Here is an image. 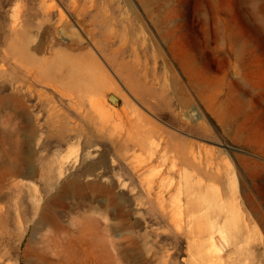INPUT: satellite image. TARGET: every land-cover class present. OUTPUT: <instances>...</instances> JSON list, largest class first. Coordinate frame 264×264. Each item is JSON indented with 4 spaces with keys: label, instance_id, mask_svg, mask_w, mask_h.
<instances>
[{
    "label": "rangeland",
    "instance_id": "obj_1",
    "mask_svg": "<svg viewBox=\"0 0 264 264\" xmlns=\"http://www.w3.org/2000/svg\"><path fill=\"white\" fill-rule=\"evenodd\" d=\"M91 99L146 132L147 150L111 137ZM19 100L36 128L33 172L0 185V264L62 254L46 250L52 229L37 220L71 180L88 199H62L59 239L107 264H264V0H0V124ZM132 154L146 166L138 174ZM100 155L106 166L84 171ZM121 193L126 217H115ZM90 218L98 231H77Z\"/></svg>",
    "mask_w": 264,
    "mask_h": 264
},
{
    "label": "bare ground",
    "instance_id": "obj_2",
    "mask_svg": "<svg viewBox=\"0 0 264 264\" xmlns=\"http://www.w3.org/2000/svg\"><path fill=\"white\" fill-rule=\"evenodd\" d=\"M9 1V0H8ZM21 1V0H20ZM62 1V0H61ZM73 1V0H72ZM80 1V0H79ZM93 1V0H92ZM146 1V0H145ZM13 2V1H12ZM54 2V1H53ZM69 2H71V1H69ZM9 3V2H8ZM61 3V2H60ZM84 3V2H83ZM148 5V4H147ZM54 6H55V4H54ZM61 6V5H60ZM68 7V6H67ZM262 7V6H261ZM19 8V7H18ZM77 8V7H76ZM75 8V9H76ZM54 10V9H53ZM64 10V9H63ZM77 10V9H76ZM92 11V10H91ZM77 12V11H76ZM52 13V12H51ZM17 14V13H16ZM15 14V15H16ZM55 14V13H54ZM60 14V13H59ZM63 14V13H62ZM71 15V14H70ZM84 15H86V14H84ZM17 16V15H16ZM65 16V15H64ZM64 16H63V18H64ZM18 18V17H17ZM66 18V17H65ZM68 19V18H67ZM19 20V19H18ZM45 20H47L46 18H45ZM19 21H21V20H19ZM62 21V20H61ZM66 23H67V21H66ZM58 25V24H57ZM12 26H14V23H13V25ZM20 27V26H19ZM61 27H62V25H61ZM57 29H58V27H57ZM63 29V28H62ZM36 49V48H35ZM39 49V48H38ZM20 50H22V49H20ZM30 52H32V51H30ZM35 52V51H34ZM20 53V52H19ZM24 53V52H23ZM35 54V53H34ZM19 55V54H18ZM28 57V56H27ZM135 66V65H134ZM87 70V69H86ZM144 76V75H143ZM171 77V76H170ZM203 77V76H202ZM35 79V78H34ZM37 79V78H36ZM35 79V80H36ZM179 79V78H178ZM180 83H181V81H179ZM179 82H177L176 81V83H179ZM32 83V82H31ZM39 83V82H38ZM169 83V82H168ZM48 84V83H47ZM46 83H45V85H47ZM190 84V83H189ZM188 84V85H189ZM192 84V83H191ZM167 85H169V84H167ZM167 85H165V86H167ZM182 85V84H181ZM49 86V85H48ZM196 86V85H195ZM203 86V85H202ZM47 87V86H46ZM51 87V86H50ZM164 87V86H163ZM181 87V86H180ZM191 87V86H190ZM169 88V87H168ZM197 88H199V87H197ZM197 88H195L196 90H197ZM204 88V87H203ZM177 89H179V88H177ZM205 89V88H204ZM163 90V89H162ZM168 90V89H167ZM170 90V89H169ZM187 90V89H186ZM195 90V91H196ZM199 90H200V88H199ZM216 90V89H215ZM221 90H222V88H221ZM163 91H165V90H163ZM179 91H180V89H179ZM181 91H182V89H181ZM185 91V90H184ZM187 93H188V91H186ZM197 92V91H196ZM203 92V91H202ZM210 92H211V90H210ZM220 92V91H219ZM222 92H223V90H222ZM163 93V92H162ZM190 93V92H189ZM198 93H199V91H198ZM204 93H205V91H204ZM213 93V92H212ZM64 94V93H63ZM165 94V93H164ZM178 94H180V92L178 93ZM195 94V93H194ZM206 94V93H205ZM34 95V94H33ZM176 95V94H175ZM182 95V94H181ZM186 95H188V94H186ZM190 95V94H189ZM199 95V94H198ZM201 95H203V94H201ZM21 96V95H20ZM52 96V95H51ZM171 96V95H170ZM178 96V95H177ZM184 96V95H183ZM211 97L213 96V95H210ZM209 96V97H210ZM224 96V95H223ZM232 96H233V94H232ZM45 97V96H44ZM53 97V96H52ZM56 97V96H55ZM114 96H112V100L111 99H108L109 100V102L111 103V105H113V104H116L118 101H116L114 98H113ZM169 97V96H168ZM179 97H180V95H179ZM178 97V98H179ZM202 97V96H201ZM220 97H222V95L220 96ZM227 97V96H226ZM5 98V97H4ZM21 98V97H20ZM38 98V97H37ZM94 98V97H93ZM164 98V97H163ZM171 98V97H170ZM169 98V99H170ZM177 98V99H178ZM181 98H183V97H181ZM186 98V97H185ZM194 98V97H193ZM228 98H229V96H228ZM228 98H226L227 100H228ZM17 99V98H16ZM50 99H51V97H50ZM67 99V98H66ZM90 99V98H89ZM88 99V100H89ZM98 100V98H94V100ZM172 99V98H171ZM187 99H188V97H187ZM191 99V98H190ZM196 99V98H195ZM4 100V99H3ZM10 100H11V98H10ZM28 100V99H27ZM38 100H39V98H38ZM57 100V99H56ZM75 100V99H74ZM79 100V99H78ZM92 100V99H91ZM100 100V99H99ZM175 100V99H174ZM173 100V101H174ZM183 100H184V98H183ZM213 100H215V99H213ZM235 100V99H234ZM15 101V100H14ZM45 101H46V99H45ZM68 101H69V99H68ZM182 101V100H181ZM187 101V100H186ZM216 101V100H215ZM35 102H37V100L35 101ZM40 102V101H39ZM47 102V101H46ZM50 102V101H49ZM101 102V101H100ZM102 102H104V100L102 101ZM180 102V101H179ZM189 102V101H188ZM191 102H192V100H191ZM190 102V103H191ZM205 102V101H204ZM207 102H210L211 103V101H209V99H208V101ZM42 103V102H41ZM76 103V102H75ZM181 103V102H180ZM180 103H178V104H180ZM186 103V102H185ZM209 103V104H210ZM236 103V102H235ZM235 103H234V105H235ZM238 103H239V101H238ZM7 104V103H6ZM57 104V103H56ZM70 104V103H69ZM102 104H106V103H99L98 101H96V103H95V101H91V107L90 108H92V111H95L96 112V114L98 115V118H99V121H100V123H101V127L103 128V129H105V130H108V132H109V134L111 135V137H113V138H122V137H128V141H131L132 139H134L133 141H131V142H133V143H131L130 145L131 146H135V147H137V148H139V149H143V151L145 152L146 150H144L145 148H146V145H147V140H149V139H147L149 136L148 135H146V132L144 133V132H142V133H144V136H142L140 133H138V132H140V131H138V130H136V131H133V129L134 128H132V127H130L129 126V128H127V127H123V122H122V120L121 121H118V122H116L115 121V118H114V116H113V114L111 115L110 114V112L108 111V109H105V107L102 105ZM183 104H184V102H183ZM200 104H202V103H200ZM206 104V103H205ZM214 104V103H213ZM218 104V103H217ZM216 103H215V105L216 106H218ZM237 104V103H236ZM14 105V104H13ZM35 105V104H34ZM33 105V106H34ZM107 105H108V101H107ZM181 105V104H180ZM189 104H187V106H188ZM208 105V104H207ZM239 105V104H238ZM237 105V106H238ZM4 106V105H3ZM2 106V107H3ZM32 106V107H33ZM40 106V105H39ZM38 106V107H39ZM51 106H52V104H51ZM78 106V105H77ZM76 106V107H77ZM80 106V105H79ZM78 106V107H79ZM108 106H110V105H108ZM185 106H186V104L183 106L184 108H185ZM190 106H191V104L188 106L189 108H190ZM209 106V105H208ZM223 106V105H222ZM231 106H233V104L231 105ZM110 107H112V106H110ZM177 107V106H176ZM180 107V106H179ZM188 107H186V108H188ZM212 107V106H211ZM214 107V106H213ZM181 108V107H180ZM239 108V107H238ZM3 109V108H2ZM77 109V108H76ZM111 109V108H110ZM183 109V108H182ZM208 109H209V107H208ZM4 110V109H3ZM78 110V109H77ZM133 110H135V109H133ZM206 110V109H205ZM234 110H236L235 109V107H234ZM52 111H54L53 109H52ZM56 111V110H55ZM54 111V112H55ZM179 111V110H178ZM182 111V110H181ZM207 112H208V110H206ZM210 111V110H209ZM221 111V110H220ZM3 112V111H2ZM77 112V111H76ZM91 112V111H90ZM186 112V111H185ZM235 112H237V111H235ZM117 113V111L115 112V114ZM209 113V112H208ZM213 113H215V112H213ZM223 113V112H222ZM226 113V112H225ZM53 113H51V115H52ZM63 114V113H62ZM128 114V113H127ZM134 114V113H133ZM217 114V113H216ZM49 115H50V113H49ZM50 115V116H51ZM59 115H61V114H59ZM66 115V114H65ZM87 115H89V114H87ZM90 115H92V114H90ZM89 115V116H90ZM117 115V117H119V115L118 114H116ZM115 115V116H116ZM130 115V114H129ZM176 115V114H175ZM185 115V114H184ZM207 115V114H206ZM220 115V114H219ZM228 115V114H227ZM136 116H138V115H136ZM182 116V115H181ZM217 116V115H216ZM216 116L214 115V117H215V119H216ZM231 116V115H230ZM229 116V117H230ZM233 116V115H232ZM231 116V117H232ZM58 117V116H57ZM62 117V116H61ZM66 117V116H65ZM75 117V116H74ZM185 117V116H184ZM200 117V116H199ZM217 117H219V116H217ZM221 117V116H220ZM225 117H226V115H225ZM1 118H3L2 119V122H1V124H0V134H1V137H0V144H1V148H0V185H1V183L3 182V181H5V180H7V178H9L10 176H15V175H21V176H24L25 178H30L31 177V175H32V169H33V165H32V155H33V153H31V144H32V141H33V139H35V135H36V128H35V126H34V124H33V118L31 117V115L29 114V111H28V108H27V106H25V104L23 103V101L22 100H19L18 102H17V104L12 108V109H10L8 112H6V113H3V115L1 116ZM95 118V117H94ZM132 118V117H131ZM137 118V117H136ZM186 118V117H185ZM61 119V118H60ZM80 119V118H79ZM230 119V118H229ZM46 120V119H45ZM44 120V121H45ZM82 120V119H81ZM91 120V119H90ZM228 120V119H227ZM64 121V120H63ZM62 121V122H63ZM91 121H93V120H91ZM95 121V120H94ZM52 122V121H51ZM58 122V121H57ZM121 122V123H120ZM134 122V121H133ZM132 122V123H133ZM206 122V121H205ZM226 122H228V121H226ZM125 123V122H124ZM131 123V122H130ZM58 124V123H57ZM59 124H61V123H59ZM94 124V123H93ZM186 124V123H185ZM189 124V123H188ZM191 124V123H190ZM220 124H221V122H220ZM228 124V123H227ZM43 125V124H42ZM128 125V124H127ZM133 125H134V123H133ZM229 125V124H228ZM56 126V125H55ZM54 126V127H55ZM62 126V125H61ZM76 126V125H75ZM74 127V126H73ZM222 127V126H221ZM228 127H230V126H228ZM225 128V127H224ZM223 128V129H224ZM54 129V128H53ZM52 129V130H53ZM100 129V128H99ZM98 129V130H99ZM200 129V128H199ZM226 129V128H225ZM97 130V129H96ZM98 130H97V132H98ZM222 130V129H221ZM100 131V130H99ZM101 131H102V129H101ZM72 132V131H71ZM70 132V133H71ZM166 132H168V131H166ZM56 133H57V131H56ZM138 133V134H137ZM148 133V132H147ZM137 134V136L139 137V135H141L140 136V138L139 139H137V138H134V136ZM150 134V133H149ZM172 134V133H171ZM77 135V134H76ZM162 135V134H161ZM54 137V136H53ZM73 137V136H72ZM47 138V137H46ZM52 138V137H51ZM163 138V137H162ZM166 138V137H165ZM164 138V139H165ZM48 139H50V138H48ZM59 139H60V137H59ZM101 139V138H100ZM123 139V138H122ZM126 139V138H125ZM125 139H123L124 140V142H125ZM158 139V138H157ZM164 139H162V141L164 140ZM55 140H57V139H55ZM61 140V139H60ZM104 140V139H103ZM152 140V139H151ZM101 141V140H100ZM119 141V140H118ZM127 141V142H128ZM152 144V142L150 143V145ZM155 144V143H154ZM157 144V143H156ZM155 144V145H156ZM160 144H161V142H160ZM125 145V144H124ZM154 145V146H155ZM126 146V145H125ZM152 146V145H151ZM163 146V145H162ZM157 147H158V145H157ZM130 148H132V147H130ZM129 148V149H130ZM154 148V147H153ZM159 150V149H158ZM148 152V151H147ZM150 152V151H149ZM169 152V151H168ZM105 153V152H104ZM100 154V153H99ZM139 154V153H138ZM137 154V155H138ZM189 154V153H188ZM141 155V154H140ZM192 155V154H191ZM142 156H143V154H142ZM149 156V155H148ZM105 157V156H104ZM103 157V155L101 156H99V158L97 157V160L95 161V162H92V164L90 165V166H88V168H86L84 171H86V172H90L91 170H93V169H95V168H99V166L100 167H105L106 166V164L108 163V161L106 162V160H105V158ZM131 157V156H130ZM149 158V157H148ZM152 158V157H151ZM170 158H171V156H170ZM193 158V157H192ZM74 159H76V157L74 158ZM144 159V158H143ZM155 159V158H154ZM61 161V160H60ZM76 161V160H75ZM124 161H127V164H126V166H128L135 174H138L139 172H140V170L142 169V160L140 161V159L139 158H137V157H134L133 156V154H132V158L131 159H126V160H124ZM144 161V160H143ZM157 161V160H156ZM174 161V160H173ZM62 162V161H61ZM74 162V161H73ZM155 162V161H154ZM41 163H42V166H44V168L46 169V168H49V166H50V161L49 160H42L41 161ZM75 163V162H74ZM145 163V162H144ZM150 163V162H149ZM61 164V163H60ZM116 164V163H115ZM120 164H121V162H120ZM65 165H67L66 164V162H65ZM65 165L63 164V165H61L59 168H60V171H59V174H62L63 172H66V169H67V167H65ZM145 165V164H144ZM143 165V166H144ZM151 165V164H150ZM125 166V167H126ZM146 167V166H145ZM144 167V168H145ZM97 168V169H98ZM144 168L142 169V170H144ZM109 169V168H108ZM61 170L63 171V172H61ZM96 170V169H95ZM102 171H104V170H102ZM101 171V172H102ZM104 172H106V171H104ZM117 172V171H116ZM119 172V171H118ZM132 172V173H133ZM114 173H115V171H114ZM103 174V173H102ZM109 174H110V172H109ZM116 174H118V173H116ZM143 174V173H142ZM103 175H105V173L103 174ZM133 175V174H132ZM140 176V175H139ZM139 176H137V177H139ZM110 177V176H109ZM118 177V176H117ZM120 179H121V177H120ZM123 179V178H122ZM138 180H140V179H138ZM108 181H110V179L108 180ZM112 181H114V180H112ZM122 181V180H121ZM141 181V180H140ZM111 182V181H110ZM155 182V181H154ZM106 183H108V182H106ZM116 183H117V180H116ZM119 183V182H118ZM141 183V182H140ZM143 183V182H142ZM145 183V182H144ZM142 185V184H141ZM144 185V184H143ZM108 186V185H107ZM113 186H114V183L112 182V183H110V185L108 186V187H106L105 185L104 186H102V184L99 186H96L95 187V189L93 190L94 192H98V193H102V191H108L109 193H110V189L111 188H113ZM15 187V186H14ZM87 186H81V185H79L78 183H75V181L74 180H71L70 182H67V183H65V184H63V186L62 187H60L59 189H58V191L53 195V196H48L47 198H46V200L44 201L45 202V207L44 208H41V209H43L42 211H41V213H40V216H39V220H37L38 221V223H37V226L39 227V229L40 228H43V227H45L46 229H52V233H50L49 234V236H48V240H47V248H46V250L47 251H51V253L53 252V251H55V249L54 248H56L59 244L61 245V247H62V254H59V253H57L56 252V254H55V256H56V259L55 260H52L51 258H48L47 260H44L45 261V264H102V263H105V264H107L108 263V259L107 258H105L103 255H101V254H99L98 252H97V250H95V249H90L89 247L87 248V247H81V241H78V239L76 240L77 241V243L75 242V240L74 239H72V240H74V241H71V238L68 240V239H66V240H68L67 242H64L63 243V241L61 242L60 241V239H59V237H60V234L63 232V229H62V227H61V225L59 224V222H58V220H59V214H58V212H57V209L59 208V207H62V199L63 198H65V197H70V196H74V197H77L76 199H78V200H80V202H78L77 203V205H80V203L83 201V200H85V199H88V197H87V188H86ZM150 187V186H149ZM148 187V188H149ZM146 190H148V189H146ZM2 191V190H1ZM113 192V191H112ZM111 192V193H112ZM106 193V192H105ZM1 196H3V195H1ZM0 196V197H1ZM120 197L122 198L121 199V201H118L117 200V198H115V199H113V200H111L113 203L112 204H114V206L116 207V208H113V215H116L115 217H117V216H119V217H126V213L121 209V207H120V202H124L125 201V195H124V193H121L120 194ZM141 197V196H140ZM139 197V198H140ZM19 199V198H18ZM20 203V202H19ZM13 206V205H12ZM30 206V205H29ZM24 207V206H23ZM2 208V207H1ZM12 208V207H11ZM21 209V208H20ZM23 209V208H22ZM22 209H21V211H22ZM36 210V209H35ZM1 211V210H0ZM5 211V210H4ZM9 211V210H8ZM25 211V210H24ZM23 211V212H24ZM6 212V211H5ZM17 212V211H16ZM22 212V213H23ZM111 212V211H110ZM112 213V212H111ZM12 214V213H11ZM20 214V213H19ZM25 214V213H24ZM9 216V215H8ZM24 216V215H23ZM114 217V216H113ZM92 218V217H91ZM87 219V222H88V224H86V225H84L81 229H78L77 231H79V230H83V229H87V230H91V231H98L97 229V227H96V225H97V223L94 221V220H92V219ZM122 219H124V218H122ZM122 222V230H123V227L125 226V221H121ZM135 223V222H134ZM35 226H36V224H35ZM179 226H180V224H179ZM33 227V226H32ZM32 227H31V229H32ZM33 228H35V227H33ZM97 228V229H96ZM77 229V228H76ZM182 229V228H181ZM38 230V229H37ZM40 230H43V229H40ZM219 234H221L220 233V231H219ZM71 237V236H70ZM31 238H32V236H31ZM73 238H75V237H73ZM79 238V237H78ZM84 238H86V237H84ZM80 239V238H79ZM31 240H33V239H31ZM30 240V241H31ZM83 240V239H82ZM222 240V239H221ZM220 240V242H219V245L218 246H215V245H213L212 244V249H214L215 251H217V250H219V249H223L224 248V243H223V240L221 241ZM46 241V240H45ZM84 241H85V239H84ZM89 241V240H88ZM94 241V240H93ZM29 241H26L25 243H28ZM32 243V242H31ZM72 243V244H71ZM74 243V244H73ZM85 243H87V240L85 241ZM89 243V242H88ZM94 244H96L95 242H94ZM25 245V244H24ZM28 245V244H27ZM43 246V245H42ZM41 246V247H42ZM83 246V245H82ZM31 247H33V245L31 246ZM79 247L80 248H82V249H79ZM19 248V247H18ZM26 248V247H25ZM28 248V247H27ZM36 248V247H35ZM100 248V247H99ZM29 249H32V248H30L29 247ZM38 248H36V250H37ZM18 250V249H17ZM28 250V249H27ZM42 250V249H41ZM56 250H57V248H56ZM37 251H39V250H37ZM59 251V250H58ZM5 253V252H4ZM24 253H26V252H24ZM46 253V252H45ZM55 253V252H54ZM116 254H117V252H115ZM115 253H114V255H115ZM119 253V252H118ZM127 253V252H126ZM7 254V253H6ZM22 254V253H21ZM29 254V253H28ZM111 254H112V252H111ZM122 254V253H121ZM128 254V253H127ZM9 255V254H8ZM23 255V254H22ZM53 255V254H52ZM114 255H113V257H114ZM119 255H120V253H119ZM36 256V255H35ZM43 256V255H42ZM116 256V255H115ZM121 256H124V255H121ZM125 256H128V255H125ZM131 256V255H130ZM7 257V256H6ZM30 257H33V254H32V256H30ZM41 257V256H40ZM26 258V257H25ZM121 258H123V257H121ZM126 258V257H125ZM133 258V257H132ZM12 259V258H11ZM29 258H27V260H28ZM37 259H40V258H36V260ZM124 259V258H123ZM131 259V258H130ZM27 260H25V262L27 261ZM32 260V259H31ZM43 260H42V263H43ZM128 260V259H127ZM7 261H8V258H7ZM39 261V263H40V261L41 260H38ZM125 261V260H124ZM25 262H24V264H25ZM33 263V261H30V263ZM135 262V261H134ZM1 263V262H0ZM28 263H29V261H28ZM29 263V264H30ZM35 263H37V262H34V264ZM38 263V264H39ZM119 263H120V261H119ZM126 263H127V261H126ZM123 264V263H122ZM128 264V263H127Z\"/></svg>",
    "mask_w": 264,
    "mask_h": 264
},
{
    "label": "water",
    "instance_id": "obj_3",
    "mask_svg": "<svg viewBox=\"0 0 264 264\" xmlns=\"http://www.w3.org/2000/svg\"><path fill=\"white\" fill-rule=\"evenodd\" d=\"M108 98L112 100V96H109ZM113 98L117 101V98H115V97H113Z\"/></svg>",
    "mask_w": 264,
    "mask_h": 264
}]
</instances>
